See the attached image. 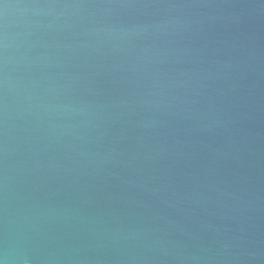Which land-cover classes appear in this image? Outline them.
Wrapping results in <instances>:
<instances>
[{"label": "water", "instance_id": "1", "mask_svg": "<svg viewBox=\"0 0 264 264\" xmlns=\"http://www.w3.org/2000/svg\"><path fill=\"white\" fill-rule=\"evenodd\" d=\"M0 264H264V0H0Z\"/></svg>", "mask_w": 264, "mask_h": 264}]
</instances>
